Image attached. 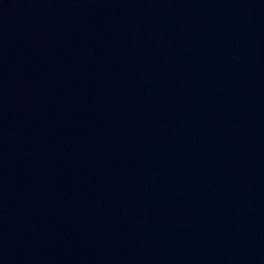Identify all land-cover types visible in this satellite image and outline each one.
<instances>
[{"label": "water", "instance_id": "obj_1", "mask_svg": "<svg viewBox=\"0 0 264 264\" xmlns=\"http://www.w3.org/2000/svg\"><path fill=\"white\" fill-rule=\"evenodd\" d=\"M0 264H264V0H0Z\"/></svg>", "mask_w": 264, "mask_h": 264}]
</instances>
